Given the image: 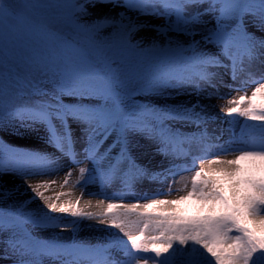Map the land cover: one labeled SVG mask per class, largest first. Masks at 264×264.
<instances>
[{"label": "snow or ice", "instance_id": "6c2138e0", "mask_svg": "<svg viewBox=\"0 0 264 264\" xmlns=\"http://www.w3.org/2000/svg\"><path fill=\"white\" fill-rule=\"evenodd\" d=\"M97 4L120 11L84 20L91 15L86 5ZM141 16L163 23H139ZM145 29L164 42L153 38L145 45L138 36ZM256 59L264 63V0H0V178L18 177L32 194L0 209V233L11 234L6 246L19 256L17 264H44L45 259L50 264H170V250L198 257L189 264L264 261V76L250 74ZM219 69L233 81L249 73L244 86L255 85L251 95L229 100L222 111L259 122L245 128L258 130L260 141L243 148L217 146L215 152L202 148L190 164L172 163L160 171L141 164L137 150L144 141L165 158L189 157L184 145L197 137L179 126L199 128L212 119L199 97L211 100L217 79L224 83ZM183 95L197 100L176 103ZM37 126L55 152L6 139L22 138L23 131ZM230 153L235 158H221ZM80 156L93 165L79 168L83 187L119 180L131 189L144 179L163 183L184 171L194 175L191 188L185 185L186 194L176 199L144 194L145 203L125 204L105 195L97 201L99 212H87L77 206L79 199L61 200L70 193L45 195L58 180L37 179L57 173L64 159L82 163ZM71 174L65 173L61 187ZM16 192L19 187L0 184V198ZM37 200L46 211L25 210ZM54 213L79 219L62 224ZM85 219L126 236L118 243L128 258L118 260L107 246L75 239ZM69 227L73 237L68 239L40 235Z\"/></svg>", "mask_w": 264, "mask_h": 264}, {"label": "rangeland", "instance_id": "374dc122", "mask_svg": "<svg viewBox=\"0 0 264 264\" xmlns=\"http://www.w3.org/2000/svg\"><path fill=\"white\" fill-rule=\"evenodd\" d=\"M78 2L83 3L84 0H78ZM88 8V12L91 14L89 16L84 17L83 19L86 21H91L98 16H102L105 14L115 15L116 12L120 11V9H113L110 5L97 4L95 8H92L90 5H86ZM58 12L63 11L57 10ZM135 14H133L134 16ZM139 23L150 22L151 24H162L163 20L161 19H153L151 17L141 16L139 18ZM254 31V29H250ZM171 35V34H170ZM255 35L259 37L261 34L257 31ZM139 37L143 38V42L145 45L149 44L150 41L155 38L160 42H164L163 37H157L156 33L145 29L138 34ZM175 38V37H174ZM223 74L224 83H221L219 79H217V90L213 93V98L211 100L205 99L202 95L199 97L202 104L206 107L207 112L212 116L206 124H202L199 128L194 124H187L183 126H179L180 130L188 136H196L197 142H194L191 145H184L185 150H187L190 155L187 158L173 160L171 157L165 158L162 155L156 153L154 146L147 141L141 143L140 148L137 150V157L141 164L147 166L149 169L154 171H160L162 169H166L172 163L176 164H190L191 156H197L201 154L202 148H208L209 152L217 151V146H229L233 148H243L252 143H258L261 139V134L258 130L250 131L245 128V124L253 125L258 124L259 122L246 120L244 117H226L222 109L230 106L228 101L231 99L239 98L241 95L247 94L251 95L254 84L249 83L246 87L244 86V81L248 79L249 73H245L239 77L237 80H229L227 73H225L224 69H219ZM250 74L253 78H260L264 76V63H262L259 59H256L250 65ZM231 85V87H229ZM234 89H240L236 91ZM208 92H212V89H207ZM223 97V98H220ZM197 97L195 96H179L176 98V103L178 104H188L195 103ZM230 121V122H229ZM243 130V133H242ZM201 134H204L205 138L203 141H200ZM46 138V133L43 127L37 126L35 130L23 131L22 138L16 139L12 137H8L6 139L11 140V142L19 147L27 148L36 151H45V152H55L54 149L48 147L44 140ZM81 145H77V151H79ZM59 155V153H55ZM208 158H211L209 155ZM222 159H233L235 158V153H230L227 155H222ZM79 159L82 161L80 164L70 163L68 159H64L62 161V166L57 173H54L52 176H44L38 177L37 179H55L60 183L52 185L50 190H45L46 196H54L55 193L64 192L70 193V195L61 197L62 201L71 200L73 203L79 199V204L77 205L81 210L87 212H99L101 209L97 207V201L91 199V201H87L86 197L95 198L98 200L105 199V195L108 197H118L122 199H117V202H123L125 204L128 203H136L138 200L140 203H145L146 200L140 199V197L147 194L149 198H161V199H169L170 196L176 191H180L179 195H185L186 189L185 185H187V189L191 188V177L194 175V171H184L180 173L175 180L172 179L166 180L163 183L158 181L150 182L148 179L141 180L139 182H135L131 189H125L123 184L119 180L112 181L107 186L100 185L99 181L94 184H89L86 187H83V180L80 178L79 168L83 167L85 169L91 170L93 165L91 162L84 160L83 156H80ZM200 161L197 160L196 167L200 166ZM241 166L244 169L250 168L249 161H242ZM71 171V176L69 177V183L67 186L61 187L63 184V180L65 177V173ZM88 172H85L84 176L87 178ZM37 179H33L31 182H37ZM79 181V183H78ZM0 184H4L7 188H13L14 186L19 187V192L14 193L10 198L4 199L0 198V209H7L15 204H20L23 201H27L31 198L30 190L26 189L24 183L17 177L13 178L11 176H4L0 178ZM169 185H171V191L169 193ZM158 192L169 193L167 195H154ZM91 202V206H88V203ZM107 202V201H106ZM26 211L38 212L41 210H45L42 202L35 201L27 206ZM54 216L60 217V221L62 224L68 223L73 219L70 215L62 216V214L54 213ZM105 225L101 224L99 220H87L85 219L82 222V226L80 229L74 234V238L90 244V245H104L110 248L112 255L114 258L118 260H126L127 253L120 251L122 245L118 243L119 240L127 241V237L123 236V234L119 233L116 229H111V233L105 231ZM60 234L64 239H68L73 237V233L71 232V228L60 233L59 229H48L40 232L42 238H47L48 236ZM10 233H0V264H17V261L20 259L19 256L11 250L7 249L6 241L8 240ZM137 257L150 255L144 253H136ZM170 264H189L190 260L198 259V257L191 256L189 251H185L183 254L179 251L172 254V250L168 254ZM258 255V254H257ZM164 257H161L163 259ZM44 264H50V262L45 259ZM151 264V262H150ZM258 264H264V261H258Z\"/></svg>", "mask_w": 264, "mask_h": 264}, {"label": "bare ground", "instance_id": "6f19581e", "mask_svg": "<svg viewBox=\"0 0 264 264\" xmlns=\"http://www.w3.org/2000/svg\"><path fill=\"white\" fill-rule=\"evenodd\" d=\"M200 155H201V154H200ZM179 192H180V191L177 190L176 193H173V195L170 196V198H171V199H176V198H178V196H179ZM91 199L94 200V201H98V199L91 198V197H86V200H87V201H91ZM159 199H161V198H159Z\"/></svg>", "mask_w": 264, "mask_h": 264}]
</instances>
